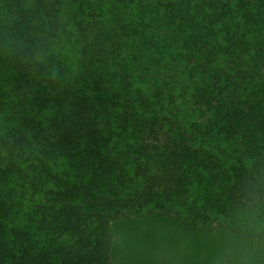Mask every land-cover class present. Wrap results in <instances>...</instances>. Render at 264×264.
Here are the masks:
<instances>
[{"label": "trees", "instance_id": "16d2710c", "mask_svg": "<svg viewBox=\"0 0 264 264\" xmlns=\"http://www.w3.org/2000/svg\"><path fill=\"white\" fill-rule=\"evenodd\" d=\"M249 182L264 0H0V264L216 238Z\"/></svg>", "mask_w": 264, "mask_h": 264}, {"label": "clouds", "instance_id": "9594fccd", "mask_svg": "<svg viewBox=\"0 0 264 264\" xmlns=\"http://www.w3.org/2000/svg\"><path fill=\"white\" fill-rule=\"evenodd\" d=\"M238 204L233 221L220 233L211 264L264 262V184L249 182Z\"/></svg>", "mask_w": 264, "mask_h": 264}, {"label": "rangeland", "instance_id": "374dc122", "mask_svg": "<svg viewBox=\"0 0 264 264\" xmlns=\"http://www.w3.org/2000/svg\"><path fill=\"white\" fill-rule=\"evenodd\" d=\"M140 226L141 223L136 225ZM139 231L135 230L134 238L127 244H121V241L116 257L118 264H211L218 248L219 237L208 238L195 234L190 238L186 236V239L178 229L169 227L162 229V240L147 242V237L140 235ZM117 235L121 237V232ZM210 239L212 246L203 243Z\"/></svg>", "mask_w": 264, "mask_h": 264}]
</instances>
